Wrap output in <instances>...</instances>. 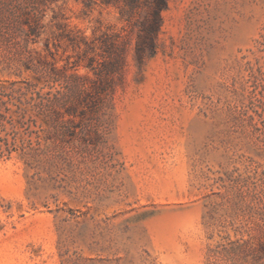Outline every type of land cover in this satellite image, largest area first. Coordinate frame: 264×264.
<instances>
[{
    "label": "rangeland",
    "instance_id": "374dc122",
    "mask_svg": "<svg viewBox=\"0 0 264 264\" xmlns=\"http://www.w3.org/2000/svg\"><path fill=\"white\" fill-rule=\"evenodd\" d=\"M166 1L138 67L116 6L0 0L6 88L66 99L65 75L96 80V38L128 48L100 107L83 95L37 120L33 150L22 129L0 149V264H264V0Z\"/></svg>",
    "mask_w": 264,
    "mask_h": 264
},
{
    "label": "trees",
    "instance_id": "16d2710c",
    "mask_svg": "<svg viewBox=\"0 0 264 264\" xmlns=\"http://www.w3.org/2000/svg\"><path fill=\"white\" fill-rule=\"evenodd\" d=\"M99 1L104 5H113L119 9V14L132 29L137 31V40L134 46V60L141 67L145 59L152 58L157 50V37L162 27V13L167 8L166 0H87ZM95 3V2H94ZM144 9L143 18L136 19L139 10ZM39 19L31 20L27 32V39L37 38L40 35ZM33 38L30 39V41ZM34 42V41H33ZM90 49L97 50L96 57H91L86 67L93 71L96 80L91 83L82 76L70 74L65 77L63 89L67 92V98L54 96L52 99L44 98L35 91L36 85L23 82L24 86L18 88H6L0 85V149L5 148L10 152L15 148L18 137V129H22L24 139H21L20 150L23 154L33 150L32 137L35 136V144L40 143L42 128L37 126V120H45L51 116L55 109L64 108L68 115H73L79 99L83 95L95 93L99 107L105 99L113 94L117 81L121 80L123 68L126 62L127 44L118 34L104 33L95 39ZM27 69H32L30 59ZM46 66V65H45ZM44 66V67H45ZM45 74V69L35 68V71ZM30 96L27 97L28 92ZM80 104V103H79ZM56 111V110H55ZM35 127V130L32 129ZM67 131L61 132L63 135Z\"/></svg>",
    "mask_w": 264,
    "mask_h": 264
}]
</instances>
